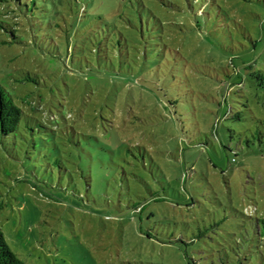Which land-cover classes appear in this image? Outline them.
<instances>
[{
  "label": "rangeland",
  "instance_id": "rangeland-1",
  "mask_svg": "<svg viewBox=\"0 0 264 264\" xmlns=\"http://www.w3.org/2000/svg\"><path fill=\"white\" fill-rule=\"evenodd\" d=\"M7 1L0 83L24 111L0 134L11 251L264 264V0Z\"/></svg>",
  "mask_w": 264,
  "mask_h": 264
},
{
  "label": "trees",
  "instance_id": "trees-1",
  "mask_svg": "<svg viewBox=\"0 0 264 264\" xmlns=\"http://www.w3.org/2000/svg\"><path fill=\"white\" fill-rule=\"evenodd\" d=\"M18 2L19 0H9ZM8 3L7 0H0V15L1 12L5 10L4 4ZM13 11L4 13L3 16H9ZM18 23L14 20L12 23H7L0 19V48L6 46H12L16 40L15 32L18 30ZM10 33L12 40H5L2 37ZM262 81H264V76H258ZM23 81H26L23 80ZM24 115L23 109L15 102L13 97L7 92V90L0 83V134L4 137L15 135L21 126L22 118ZM264 224V219L262 220ZM0 264H26L21 261L10 249L7 241L3 235L0 228Z\"/></svg>",
  "mask_w": 264,
  "mask_h": 264
}]
</instances>
